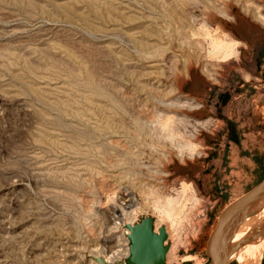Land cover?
<instances>
[{
    "label": "rangeland",
    "instance_id": "rangeland-1",
    "mask_svg": "<svg viewBox=\"0 0 264 264\" xmlns=\"http://www.w3.org/2000/svg\"><path fill=\"white\" fill-rule=\"evenodd\" d=\"M259 15L264 0H0V264H91L143 218L168 229L166 264H207L219 217L264 179ZM213 40L236 44L229 61Z\"/></svg>",
    "mask_w": 264,
    "mask_h": 264
},
{
    "label": "water",
    "instance_id": "water-1",
    "mask_svg": "<svg viewBox=\"0 0 264 264\" xmlns=\"http://www.w3.org/2000/svg\"><path fill=\"white\" fill-rule=\"evenodd\" d=\"M260 213L264 210V179L240 197L219 217L215 228L207 239L205 254L209 259L207 264H232L231 255L237 250L234 240L237 221L247 214L251 207L259 201ZM128 231V257L116 264H166L169 250L165 246L167 234L164 227L155 231L153 220L143 218L132 226L126 224ZM264 238V232L262 234ZM97 264H107L101 258L93 259Z\"/></svg>",
    "mask_w": 264,
    "mask_h": 264
},
{
    "label": "bare ground",
    "instance_id": "bare-ground-1",
    "mask_svg": "<svg viewBox=\"0 0 264 264\" xmlns=\"http://www.w3.org/2000/svg\"><path fill=\"white\" fill-rule=\"evenodd\" d=\"M258 19L264 22V18H260V15ZM235 45V43L231 42L228 44L223 41L213 40L211 41L210 47H212V50L209 52V55L220 54V56L218 57L220 58V61L227 62L235 52ZM179 149L183 150V148ZM262 201L263 200L254 204L251 209L247 212V214L241 217L236 223V225L238 226L236 227L234 240L237 244V250L231 255V260L234 262L236 261L238 264H258L260 262V254L264 247V238L262 237V234L264 232V210L260 213V206ZM126 224L132 226L133 221L130 223L123 224V227L120 229L122 230L121 234L124 238V244L127 254L125 255V250L124 253H122L121 250H117L105 255V253L102 251L103 249L101 250L102 252H95L97 249L96 248L95 250L93 249V253L95 252V254L91 257V264H97L93 260L96 258H101L107 264H114V262L116 261H121V259L117 258L119 254H124V256H122L123 258L128 255V247H126V235L128 231L124 228V225ZM114 226H118V223H115ZM154 227H156L155 224ZM117 228L112 227L113 230H117ZM165 231L167 234L168 229L165 228ZM168 253L169 250L167 252V255Z\"/></svg>",
    "mask_w": 264,
    "mask_h": 264
},
{
    "label": "built area",
    "instance_id": "built-area-1",
    "mask_svg": "<svg viewBox=\"0 0 264 264\" xmlns=\"http://www.w3.org/2000/svg\"><path fill=\"white\" fill-rule=\"evenodd\" d=\"M135 221H133V223H134ZM126 233V232H125ZM128 234V233H127ZM126 244H127V241H126ZM127 247H128V244H127ZM128 257V255L127 256H125L124 258H122L121 259V261H116V262H114V264L115 263H118V262H122V261H125V259Z\"/></svg>",
    "mask_w": 264,
    "mask_h": 264
},
{
    "label": "flooded vegetation",
    "instance_id": "flooded-vegetation-1",
    "mask_svg": "<svg viewBox=\"0 0 264 264\" xmlns=\"http://www.w3.org/2000/svg\"><path fill=\"white\" fill-rule=\"evenodd\" d=\"M127 247V246H126ZM125 250V252H126V249H124ZM122 253H124V252H122ZM127 254V252L125 253V255ZM121 256H124V254H122Z\"/></svg>",
    "mask_w": 264,
    "mask_h": 264
}]
</instances>
